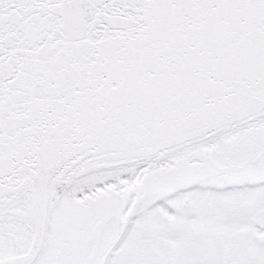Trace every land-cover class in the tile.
Listing matches in <instances>:
<instances>
[{
  "label": "snow or ice",
  "instance_id": "snow-or-ice-1",
  "mask_svg": "<svg viewBox=\"0 0 264 264\" xmlns=\"http://www.w3.org/2000/svg\"><path fill=\"white\" fill-rule=\"evenodd\" d=\"M0 264H264V0H0Z\"/></svg>",
  "mask_w": 264,
  "mask_h": 264
}]
</instances>
